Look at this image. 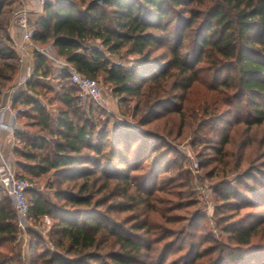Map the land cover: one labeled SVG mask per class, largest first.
<instances>
[{
	"label": "trees",
	"instance_id": "1",
	"mask_svg": "<svg viewBox=\"0 0 264 264\" xmlns=\"http://www.w3.org/2000/svg\"><path fill=\"white\" fill-rule=\"evenodd\" d=\"M16 1L0 0V97L19 72L2 19ZM91 1L46 2L33 41L133 102L136 126H109L90 102L83 109L66 74L40 84L51 67L33 54L34 78L12 104L25 119L13 135L16 176H53L56 202L26 192L29 218L53 221L55 249L32 235L29 264H264V150L254 133L264 125V0ZM128 56L130 68L112 61ZM194 87L209 97L192 110ZM38 95L58 105L54 118ZM188 135L225 241L204 227L191 172L170 145ZM17 235L0 188V264H22Z\"/></svg>",
	"mask_w": 264,
	"mask_h": 264
},
{
	"label": "rangeland",
	"instance_id": "2",
	"mask_svg": "<svg viewBox=\"0 0 264 264\" xmlns=\"http://www.w3.org/2000/svg\"><path fill=\"white\" fill-rule=\"evenodd\" d=\"M22 1L23 2L21 3H23V5L29 10L30 23L34 25L35 27L34 23L36 21V18L38 17V15L42 14L41 12L42 7L44 6L45 3L41 6L36 2L38 6H35L34 9H32L33 11H31L29 9V2L27 0H22ZM46 1L53 2L55 0H46ZM19 2L20 0L19 1L17 0L11 6V8L4 14L2 18L6 22V32L9 38L12 40L15 50H16V44L19 42V36L15 30V27L11 23V18H10L11 13L10 12L13 7L19 4ZM92 44L93 46L98 45L97 47L101 48L98 42H94ZM134 60H135L134 56H128L125 59H119L116 57H112V61L115 62V64L120 63L123 68H130L134 63ZM17 61L15 63L18 66ZM55 79L56 78H54L53 80ZM53 80L48 79L46 81L44 80L42 81L39 79L38 82L42 85H48V83H53ZM95 81L100 86V88L102 89V92L105 94V96L108 99L106 109H100L103 111L102 114H100V118L102 120H108L109 126L115 125V124L116 125H121V124L127 125L128 124L131 126H136L135 124L136 121L131 118V110L133 108L134 103L129 102V101L124 102V103L119 102L118 99L112 95L111 89L108 85L103 84L101 80H95ZM13 86H15V84ZM24 87H25V84L18 87L15 90L16 95L20 93L21 91H25L26 89ZM77 96L78 98H80L81 102L83 101L82 106H83V109L86 110L88 106L90 105V103L84 100L78 92H77ZM207 96L209 97V95L206 94L202 89L198 87H194L189 94V98H188L189 106H191L192 110H194V108L200 105L201 102L204 101V98H207ZM6 98H7V93L5 92L0 97V107L5 104ZM35 98L43 102L46 112H48L52 118H54L58 114L59 107L57 104H50L46 97L44 99L40 95L36 96ZM18 110H20V112L23 111V109L21 108H19ZM17 121H18V124H20L21 122H24L25 119L19 118V120ZM254 133L257 138L256 140L257 147L258 146H260V148L263 147L261 148V150H264V125L257 128L254 131ZM169 142H170V145L178 151V155L182 159V168L185 171L191 172L192 180H191L190 188H191V192L193 193L192 195L193 199L196 201L198 209L200 213L203 215L204 227L206 228L207 231H210L215 235L216 240L225 241L224 236L220 234L219 230L216 227V222H215V217H214V206L216 205V198L212 193L213 183L205 179L203 173L201 172V170H199L197 151L194 149V147L191 146V143H192L191 136L188 135L185 138L181 140H177V141L170 139ZM6 158H9V160L12 162V165L14 167L13 168L14 172L16 173L17 171L15 167L16 158L13 154V148L10 151V156ZM196 173H199L202 176L201 181L197 178ZM24 178L33 184L34 186L33 188L37 192L43 194L50 201L56 202L55 188L51 186V182L54 179L53 176L50 175L49 177L47 176L41 177L37 181L36 180L32 181L25 176ZM1 194L5 196L2 190H1ZM171 214H181V212L175 211ZM52 223L53 221L48 217H44L37 221H34L32 218H30L28 230L23 236V238L25 237V241H23L22 239H19L17 235L16 242L20 250V261L22 264H29V257L33 252L29 248L32 235L35 237L33 239L34 242L42 241L41 243L42 248H46L50 252H53L55 250L49 239V231H50V227Z\"/></svg>",
	"mask_w": 264,
	"mask_h": 264
},
{
	"label": "built area",
	"instance_id": "3",
	"mask_svg": "<svg viewBox=\"0 0 264 264\" xmlns=\"http://www.w3.org/2000/svg\"><path fill=\"white\" fill-rule=\"evenodd\" d=\"M33 1L41 6L47 2L46 0ZM21 2L23 1L20 0L19 4L13 7L10 12L11 23L19 36V42L16 44L19 72L15 86L6 92V102L0 107V188L4 195L12 202L16 215L18 237L25 241V237L23 238V236L28 230L30 219L26 192L34 186L27 179L16 176L12 162L4 155L2 138L4 134L13 136L14 132L19 128L17 111L12 108V104L17 97L15 90L31 78H34L31 65L33 54L37 52L43 55L51 67L50 74L47 77H40V80H53L62 74H66L71 86L78 91L80 96L98 109H106L108 99L95 80L82 75L66 60L60 58L54 51L51 43L39 46L33 41L35 27L30 23L29 10ZM13 140L16 143L14 136Z\"/></svg>",
	"mask_w": 264,
	"mask_h": 264
},
{
	"label": "crops",
	"instance_id": "4",
	"mask_svg": "<svg viewBox=\"0 0 264 264\" xmlns=\"http://www.w3.org/2000/svg\"><path fill=\"white\" fill-rule=\"evenodd\" d=\"M29 2V9L33 11L35 6H38L35 1L27 0ZM14 146L13 136L9 134H4L2 138V149L6 157L10 156V151Z\"/></svg>",
	"mask_w": 264,
	"mask_h": 264
},
{
	"label": "water",
	"instance_id": "5",
	"mask_svg": "<svg viewBox=\"0 0 264 264\" xmlns=\"http://www.w3.org/2000/svg\"><path fill=\"white\" fill-rule=\"evenodd\" d=\"M105 0H92L91 4L92 5H101ZM197 178L201 181L202 176L199 173H196Z\"/></svg>",
	"mask_w": 264,
	"mask_h": 264
}]
</instances>
